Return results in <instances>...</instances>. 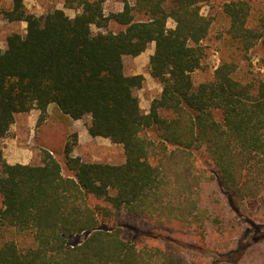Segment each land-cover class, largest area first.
<instances>
[{"label": "trees", "instance_id": "16d2710c", "mask_svg": "<svg viewBox=\"0 0 264 264\" xmlns=\"http://www.w3.org/2000/svg\"><path fill=\"white\" fill-rule=\"evenodd\" d=\"M11 1L0 16L27 28L0 48V226L30 233L34 246L3 243L0 264H196L195 245L229 232L246 203L264 197V74H241L264 40V9L254 19L247 0L223 4L228 56L195 86L214 21L202 8L213 0H114L123 9L109 16L110 0H66L81 9L75 17ZM111 21L125 29L93 32ZM153 44L149 72L163 90L146 112L145 78L125 69ZM32 110L39 122L51 111L82 121L91 137L121 145L125 162L74 156L75 134L64 145L71 175L47 150L39 164H8L3 141ZM125 215L192 240L126 236Z\"/></svg>", "mask_w": 264, "mask_h": 264}, {"label": "rangeland", "instance_id": "374dc122", "mask_svg": "<svg viewBox=\"0 0 264 264\" xmlns=\"http://www.w3.org/2000/svg\"><path fill=\"white\" fill-rule=\"evenodd\" d=\"M231 0H213L202 8V13L214 18L213 25L204 45L207 46V55L202 67L192 74L195 86L210 81L214 70L220 64L221 58L228 56L230 49L224 38L228 28V19L222 12L223 4ZM252 5V18L256 19L264 9V0H247ZM66 0H25L27 9L38 16L47 14L55 9H63L70 17H75L81 9L66 7ZM11 0H0V10L9 9ZM123 4L114 0L104 3V12L107 16L122 11ZM138 20H145L142 15H137ZM175 26L169 21L168 27ZM27 24L10 23L0 16V48H5L7 38L12 33H26ZM125 28L111 21L107 28L92 27L94 33L120 32ZM231 51V50H230ZM155 52L153 44L143 54L131 58L125 69L127 75H142L145 78L144 86L138 95L141 107L146 112L150 111L153 100L162 94V84L153 79L149 72L150 57ZM250 61L242 63L241 74L245 77L264 74V40L250 54ZM39 110L18 114L15 123L3 141L4 158L8 164L34 165L41 162L43 151H50L62 164L65 175H71L64 157V145L67 140L78 136L74 156L80 157L85 162H101L109 164H122L125 162L124 149L121 145L114 144L105 138H93L89 135L84 123L71 119L61 118L58 112L51 111L46 119L39 122ZM165 115V114H163ZM246 213L239 214L230 226L229 232L217 234L211 230L207 241L203 245H195L194 255L189 256L196 264H264V197L246 203ZM126 216V215H125ZM124 216V217H125ZM124 219V218H123ZM122 228L126 236L133 235L139 240L153 239L155 242L161 238L178 237L191 241L192 233L171 234V228L156 226L153 222L126 216ZM125 221V222H124ZM175 239V238H174ZM171 240H173L171 238ZM15 242L22 250L34 246L30 233L19 232L13 228L0 226V246L5 242ZM175 242V241H174ZM191 243V242H190Z\"/></svg>", "mask_w": 264, "mask_h": 264}, {"label": "crops", "instance_id": "0c3cea01", "mask_svg": "<svg viewBox=\"0 0 264 264\" xmlns=\"http://www.w3.org/2000/svg\"><path fill=\"white\" fill-rule=\"evenodd\" d=\"M23 164V163H22Z\"/></svg>", "mask_w": 264, "mask_h": 264}]
</instances>
